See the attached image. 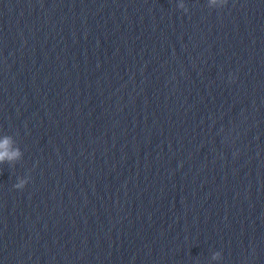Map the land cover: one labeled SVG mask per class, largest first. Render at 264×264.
I'll return each instance as SVG.
<instances>
[{
    "label": "water",
    "instance_id": "95a60500",
    "mask_svg": "<svg viewBox=\"0 0 264 264\" xmlns=\"http://www.w3.org/2000/svg\"><path fill=\"white\" fill-rule=\"evenodd\" d=\"M5 136L0 264H264V0H0Z\"/></svg>",
    "mask_w": 264,
    "mask_h": 264
},
{
    "label": "clouds",
    "instance_id": "9594fccd",
    "mask_svg": "<svg viewBox=\"0 0 264 264\" xmlns=\"http://www.w3.org/2000/svg\"><path fill=\"white\" fill-rule=\"evenodd\" d=\"M12 138L9 136H5L2 140H0V162L4 160L14 161L20 157L21 152L18 148L13 149L12 146ZM24 181L21 180L19 184L14 185L15 188H22Z\"/></svg>",
    "mask_w": 264,
    "mask_h": 264
}]
</instances>
